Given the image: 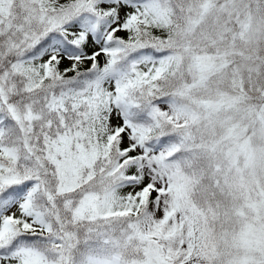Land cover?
<instances>
[{
    "label": "snow or ice",
    "instance_id": "obj_1",
    "mask_svg": "<svg viewBox=\"0 0 264 264\" xmlns=\"http://www.w3.org/2000/svg\"><path fill=\"white\" fill-rule=\"evenodd\" d=\"M0 264H264V0H0Z\"/></svg>",
    "mask_w": 264,
    "mask_h": 264
}]
</instances>
